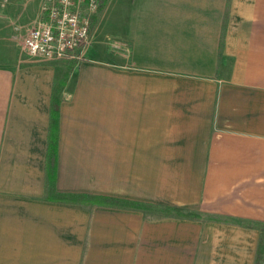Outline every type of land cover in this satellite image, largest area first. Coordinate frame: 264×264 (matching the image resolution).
Here are the masks:
<instances>
[{"label": "crops", "instance_id": "crops-1", "mask_svg": "<svg viewBox=\"0 0 264 264\" xmlns=\"http://www.w3.org/2000/svg\"><path fill=\"white\" fill-rule=\"evenodd\" d=\"M95 16L82 60L0 63V264H256L264 0Z\"/></svg>", "mask_w": 264, "mask_h": 264}, {"label": "built area", "instance_id": "built-area-1", "mask_svg": "<svg viewBox=\"0 0 264 264\" xmlns=\"http://www.w3.org/2000/svg\"><path fill=\"white\" fill-rule=\"evenodd\" d=\"M101 0H45L43 17L22 39L23 50L44 61H79L91 44L92 18Z\"/></svg>", "mask_w": 264, "mask_h": 264}, {"label": "rangeland", "instance_id": "rangeland-1", "mask_svg": "<svg viewBox=\"0 0 264 264\" xmlns=\"http://www.w3.org/2000/svg\"><path fill=\"white\" fill-rule=\"evenodd\" d=\"M44 1L45 0H0V63H11L8 59H6L9 57L6 55H10L14 59H18L20 56L23 57L26 55L21 42L29 29L42 19V6ZM117 10L118 9L115 8V3H113L110 10L105 13V30L110 31V29H115L114 22L116 21V17L120 14V11L118 12ZM100 15L97 17L99 18ZM106 24L107 27H105ZM93 30L94 28L92 23V40L94 34ZM101 34L102 33L99 35ZM103 34L106 36L107 32L104 31ZM108 39V42L111 44L115 43V37L110 36ZM89 46L90 44L86 47V50Z\"/></svg>", "mask_w": 264, "mask_h": 264}, {"label": "trees", "instance_id": "trees-1", "mask_svg": "<svg viewBox=\"0 0 264 264\" xmlns=\"http://www.w3.org/2000/svg\"><path fill=\"white\" fill-rule=\"evenodd\" d=\"M109 2V0H101L100 1V5H99V10L102 11L104 10V8L106 7L107 3ZM98 21V18L95 16L92 19V23L93 25H96ZM55 114H53V120H52V127H51V141H53V143H56V126H55ZM118 201L117 199L113 198V199H109V204H113L114 202ZM135 206L142 208L143 206H145L144 204H140V203H135ZM166 209L168 210H174V208L171 207H167ZM251 226V224H249ZM264 258V237L261 239L260 244H259V249H258V255H257V263L256 264H261Z\"/></svg>", "mask_w": 264, "mask_h": 264}]
</instances>
